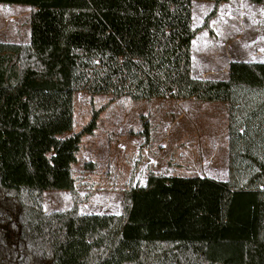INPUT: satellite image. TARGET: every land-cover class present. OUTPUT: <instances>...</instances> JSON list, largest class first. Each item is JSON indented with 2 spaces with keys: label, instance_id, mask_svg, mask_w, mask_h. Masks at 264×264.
<instances>
[{
  "label": "trees",
  "instance_id": "obj_1",
  "mask_svg": "<svg viewBox=\"0 0 264 264\" xmlns=\"http://www.w3.org/2000/svg\"><path fill=\"white\" fill-rule=\"evenodd\" d=\"M193 1L0 0L30 10L28 41H0V264H264V136L241 117L226 181L150 172L120 214L78 209L72 164L96 127L93 114L70 133L78 91L226 102L232 115L259 99L247 115L264 123V62L232 60L225 80L191 75ZM209 1L206 19L227 0ZM54 190L72 207L45 212Z\"/></svg>",
  "mask_w": 264,
  "mask_h": 264
},
{
  "label": "rangeland",
  "instance_id": "obj_2",
  "mask_svg": "<svg viewBox=\"0 0 264 264\" xmlns=\"http://www.w3.org/2000/svg\"><path fill=\"white\" fill-rule=\"evenodd\" d=\"M212 8L209 0L192 2L191 25L198 32L191 44V75L198 77L204 66L223 67L230 59L264 62V1L256 4L250 0H227L217 7L214 17L206 19ZM29 13L21 6H0V41L27 42ZM188 110V115L178 118L180 106L170 97L133 101L85 91L74 93L70 133L79 132L93 114L96 117L95 129L82 135L72 164L79 212L120 214L127 189L143 185L150 172H164L160 166L145 165L146 160L139 153L143 146H155L157 157L164 164L182 163L178 159L180 153H213L214 161L224 163L227 145L222 135L221 110L208 119L201 111ZM207 139L211 141L208 143ZM185 163L176 169L187 171V160ZM42 203L47 213L67 210L74 197L65 190L45 191Z\"/></svg>",
  "mask_w": 264,
  "mask_h": 264
},
{
  "label": "crops",
  "instance_id": "obj_3",
  "mask_svg": "<svg viewBox=\"0 0 264 264\" xmlns=\"http://www.w3.org/2000/svg\"><path fill=\"white\" fill-rule=\"evenodd\" d=\"M0 6H4V5H0ZM28 13H29V9H28ZM28 31H29V29H28ZM232 60H237V59H232ZM232 60L231 59L228 60L227 63L223 67H220V68L219 67L204 66V67L199 69L198 74H200V75L196 78L225 80L228 77V64ZM240 60L250 61V60H246V59H240ZM260 62H262V61H260ZM174 101L178 106H180V111H179V114L177 116L178 118H180L182 116L185 117L186 115H188L189 114L188 109H190V110L192 109L193 111H201V113L205 114L206 119H208V117L212 113L215 114L219 109L221 110V114L223 117V125H224V127H223L222 123H221V126H222L221 128H222V135L223 134L225 135V140H226V145H227V155H226V159L224 161L225 164L222 162L219 164V162L214 161L216 158V155H214L213 153L208 154V155H204L202 153V154H200V156L197 154L196 155L194 154V156L189 154V156H187L184 153L183 154L180 153L178 159L182 163L175 164L173 162H167L166 164H164V163H161L159 161V159L157 157L159 153L156 152L157 150H156L155 146H143V147H141V149L139 150V153H141L143 158L146 160L145 165L146 166H150V165L160 166V168H162L164 171L161 175H164V176L197 175L199 177H206V178H210V179L215 180V181H226L228 179V160H229L228 159V157H229V147L228 146H229V124H230V122L234 121L235 119L240 118V117L242 118V120L243 119L246 120L248 126L251 127V129L247 130V132L249 134H250V132H252L254 130L253 128L256 127V125L259 123L261 125L254 130V134L264 136V123H262V121H263L262 115L260 113L255 115V116H252V117L247 115V114H249V108H257L258 107V103L260 101L259 99H256L253 104L243 105V107H242L243 113L242 114L237 113V112H233V115L231 114V111L229 109V104L226 102L199 101V100H195L193 98L181 100V101H177V100H174ZM183 103H184V105H183ZM216 103H219V105H217ZM208 124H209V122H208ZM239 131L241 132L242 129L240 128ZM210 141H211V139H207L208 143ZM246 145L261 146V144H259L258 142H252V141L248 142V140H246ZM160 147H161V149H163L162 146H159V148ZM175 151L173 153L174 155H175ZM143 158H141V160ZM136 159H138V156L134 160H136ZM141 160H140V163H142V161H143V160L142 161ZM186 160L188 162L187 163V171H184L183 169H176V167L185 166ZM178 172H182V173H178Z\"/></svg>",
  "mask_w": 264,
  "mask_h": 264
}]
</instances>
